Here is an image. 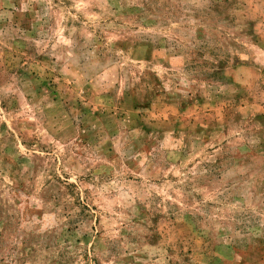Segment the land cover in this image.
<instances>
[{"label": "rangeland", "instance_id": "374dc122", "mask_svg": "<svg viewBox=\"0 0 264 264\" xmlns=\"http://www.w3.org/2000/svg\"><path fill=\"white\" fill-rule=\"evenodd\" d=\"M0 264H264V0H0Z\"/></svg>", "mask_w": 264, "mask_h": 264}]
</instances>
